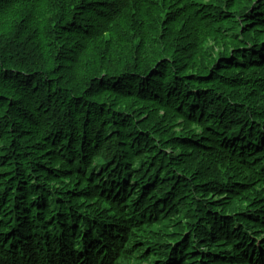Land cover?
<instances>
[{
	"label": "trees",
	"instance_id": "16d2710c",
	"mask_svg": "<svg viewBox=\"0 0 264 264\" xmlns=\"http://www.w3.org/2000/svg\"><path fill=\"white\" fill-rule=\"evenodd\" d=\"M0 264H264V0H0Z\"/></svg>",
	"mask_w": 264,
	"mask_h": 264
}]
</instances>
